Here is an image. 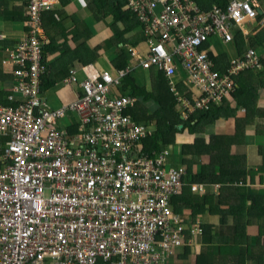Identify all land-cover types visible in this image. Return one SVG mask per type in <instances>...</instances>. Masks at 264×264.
<instances>
[{"label": "built area", "instance_id": "built-area-1", "mask_svg": "<svg viewBox=\"0 0 264 264\" xmlns=\"http://www.w3.org/2000/svg\"><path fill=\"white\" fill-rule=\"evenodd\" d=\"M126 1L145 48L130 47L131 65L87 77L77 100L54 109L42 93L49 66L41 28L60 0H26L29 32L9 52L17 82L0 103V264H167L183 243L186 220L170 200L185 170L166 165L167 150L143 152L154 131L127 112L139 98L119 89L138 69H155L170 79L183 118L220 105L236 75L262 64L249 48L220 71L207 44L214 37L234 43L235 29L257 19L260 0H230L209 11L193 0ZM178 73L189 96L171 82ZM76 83L72 70L66 84ZM69 113L80 121L72 134L57 127Z\"/></svg>", "mask_w": 264, "mask_h": 264}, {"label": "crops", "instance_id": "crops-1", "mask_svg": "<svg viewBox=\"0 0 264 264\" xmlns=\"http://www.w3.org/2000/svg\"><path fill=\"white\" fill-rule=\"evenodd\" d=\"M119 1L126 2L121 10L123 14L120 7L115 4ZM0 4H4L5 7L3 13L0 14V35L3 36L0 39V94L5 98L12 92V88L17 82L12 73L13 64L9 60V52L18 41L27 35V3L26 0H11L5 4L4 0H0ZM259 9L263 14L264 8L260 4ZM53 11L55 12L44 13L42 20L41 40L44 44L46 64L49 66V73L43 79L44 90L42 91L49 106L59 109L77 100L79 94L82 93L80 82L87 77L104 70L116 71L118 65L122 66L125 62L131 65L134 61L129 49L136 46L134 43L141 38L143 30L136 36L135 30L137 27L140 29L142 27L129 10L126 0H60V5ZM20 12H22V16H19ZM250 22L252 21L244 23L239 30L243 37L242 42H244V45H241L240 42L243 50L240 56L251 48L262 57L264 53V16L260 21L257 19L253 21L255 26L251 29L245 28V25ZM259 27H263L262 30L259 31ZM253 36L258 42L257 46L253 43ZM246 41L248 44L245 43ZM142 45L143 43H140L137 47L140 49ZM251 46H255V48ZM72 70L77 71L79 83L69 86L66 84V80L70 77ZM260 71L263 72L257 74L258 77L251 83L254 87L260 81H264V68L256 70V73ZM141 74V77H138L141 82L137 76L135 77L137 83L144 86L145 75H147L149 83H145L150 85L148 71ZM257 95L256 112L253 111V117L245 118L244 110L240 109L235 114L236 119H219L211 126L213 132L225 135L236 133L237 143L232 150L236 155L245 156L247 167L253 169L261 167L264 157V87L257 90ZM16 98L20 99V95L16 94ZM235 122L236 125H234ZM79 124L78 115L69 113L64 119L57 122V127L72 134L78 131ZM178 136L176 143L179 145L190 143L193 140V137L186 133ZM170 149L172 150L173 147ZM177 152V154L180 152L179 146H177ZM186 187H188L187 182L184 188ZM206 190V196H217L212 187L208 186ZM182 193L183 195L177 196L176 201L177 206L181 208V213L171 204L173 210L178 211L176 213L182 215L188 224L198 222L210 226L211 229L200 236H188L189 242L177 247L167 260V264H232L239 259L241 252L245 256L249 254L250 245L255 240L254 232L258 225L264 223V219L249 218L250 224L247 232L251 235L250 243L240 246V236L242 235L233 227V215L236 214V210H229L226 207L220 213L212 215L206 204L188 202V190L185 189L184 192L182 190ZM202 194L203 192L192 193L198 198L202 197ZM203 197L205 196L203 195ZM229 199L230 201L227 203L230 206L237 202L235 196H231ZM194 206L204 208L200 213V210ZM214 208L213 206L211 210ZM192 209L196 210V215L193 214Z\"/></svg>", "mask_w": 264, "mask_h": 264}, {"label": "trees", "instance_id": "trees-1", "mask_svg": "<svg viewBox=\"0 0 264 264\" xmlns=\"http://www.w3.org/2000/svg\"><path fill=\"white\" fill-rule=\"evenodd\" d=\"M10 1L4 0V3L7 4ZM193 1L201 9L209 11L213 6L224 9L230 0ZM115 4L120 7L121 11L126 2L122 3L119 1ZM3 10H5L4 4H0V14L3 13ZM21 14L22 12L19 13V16H22ZM262 16V14H257V20L260 21ZM27 18L28 16L26 17V22L28 21ZM26 31L28 35V27ZM242 38L241 32L236 29L234 32L236 46H240V42L241 45H244ZM145 40L146 38L143 34L141 38L135 41V47L145 42ZM252 40L254 45L257 46L258 42L255 36L252 37ZM255 46L251 47L255 48ZM209 56L214 61L216 69L224 70L226 64H221L219 55L215 57L209 52ZM259 58L262 67L260 69H246L236 75L234 77V92L224 99L220 105H213L205 111H196L187 118L182 117L183 109L177 104L175 96L169 90L170 79H166L162 71L148 70L150 85L144 82V86L137 83V79L131 74L125 79V86L120 91L122 95L129 94L139 98L136 106L127 112L133 117L135 122L154 131L153 136L145 140L143 152L153 155L159 151L167 150L169 153L166 156L167 159L170 155V148L178 144L176 143V138L179 134L186 133V135L193 137L190 143L178 144L180 151L178 154L180 157L178 165L173 166L172 161L167 159L168 163H171L168 166L183 167L185 170V174L181 177V189L177 196L183 195L182 190L183 192L185 189L188 190V202L206 204L212 215L220 213L226 207L229 210H236V214L233 215V227L234 230H237L242 235L240 236V246L249 245L250 243L251 235L247 232L250 224L249 218L255 219L259 217L264 219V157L262 158L261 167H257V169L247 167L245 156L236 155L232 150L237 143L236 133L225 135L213 132L211 131V126L219 119H236L235 114L240 109L244 110L245 118L253 117V111L256 112L255 105L258 100L257 90L260 87H264V81H260L255 87L251 85L256 80V77L263 72L256 73V70L259 71L264 68V53ZM129 65L128 62H125L122 66L118 65L116 70L126 69ZM171 82H174L179 94L190 95L185 78H182V73H178ZM6 98L1 97L0 94V103L6 104ZM234 125H236V122ZM4 143L5 141L0 139V150ZM2 168L3 165L0 162V171H2ZM186 182L188 187L184 188ZM192 184H202L204 186L202 197L198 198L192 195ZM208 186L215 190L214 194L217 195L216 197L206 196V187ZM177 196L171 198L170 203L181 213V208L177 206L176 202ZM231 196H235L237 199V202L232 206L227 203L230 201L229 197ZM213 206L215 208L211 210ZM194 208L200 210L199 212L201 213V209L204 207L194 206ZM192 211L194 215L197 214L196 210L192 209ZM185 223L187 226L184 232L185 237L180 246L189 242L188 236H200L211 229L210 226L202 225L198 222H190L188 224L185 221ZM193 229L196 230L195 233H192ZM254 236L255 240L250 245L249 254L245 256L241 252L239 259L232 264H264L263 222L257 226ZM211 242L214 244L212 240ZM99 264L105 263L100 261Z\"/></svg>", "mask_w": 264, "mask_h": 264}, {"label": "rangeland", "instance_id": "rangeland-1", "mask_svg": "<svg viewBox=\"0 0 264 264\" xmlns=\"http://www.w3.org/2000/svg\"><path fill=\"white\" fill-rule=\"evenodd\" d=\"M259 4L261 5L262 8H264V1L263 0H260ZM253 26H255V22L252 21L249 24L245 25V28L251 29ZM263 27H259V31L262 30ZM141 32H142V29L137 27V29L135 30L136 36L141 34ZM245 43L248 44V41H246ZM207 46L210 48L212 55L215 57L219 55V59L221 61V64L225 63L226 65L229 64L232 60L238 58L240 53L243 52V50L241 49V45L236 46V43H232V42L224 43L223 41H221L220 39H217V38H211L209 40ZM142 48H145V45H142ZM136 72H138V73L135 74V77L137 76V78H138V77H141V75H142L141 73L144 71L141 69H138ZM113 73L115 75L117 74L116 71H113ZM147 78H148V76L145 75V82L146 83L148 82ZM182 78L184 79L183 74H182ZM138 80H139V78H138ZM121 90H122V88L119 89V91H121ZM177 146H178V144H175L174 146H172L173 149L169 150L170 155H169V157H167L168 160L172 161L173 166H176L179 164L180 157L177 154L178 153L177 152ZM167 159H166V165H168L170 163V162L168 163ZM182 212H183V210H182Z\"/></svg>", "mask_w": 264, "mask_h": 264}, {"label": "water", "instance_id": "water-1", "mask_svg": "<svg viewBox=\"0 0 264 264\" xmlns=\"http://www.w3.org/2000/svg\"><path fill=\"white\" fill-rule=\"evenodd\" d=\"M258 14H262V12H261V10H260V9H258Z\"/></svg>", "mask_w": 264, "mask_h": 264}, {"label": "clouds", "instance_id": "clouds-1", "mask_svg": "<svg viewBox=\"0 0 264 264\" xmlns=\"http://www.w3.org/2000/svg\"><path fill=\"white\" fill-rule=\"evenodd\" d=\"M104 71H106V70H104ZM194 193V192H193Z\"/></svg>", "mask_w": 264, "mask_h": 264}]
</instances>
